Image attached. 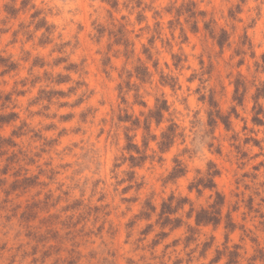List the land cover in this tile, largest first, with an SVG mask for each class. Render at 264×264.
I'll return each instance as SVG.
<instances>
[{
	"label": "rangeland",
	"instance_id": "obj_1",
	"mask_svg": "<svg viewBox=\"0 0 264 264\" xmlns=\"http://www.w3.org/2000/svg\"><path fill=\"white\" fill-rule=\"evenodd\" d=\"M263 57L264 0H0V264H264Z\"/></svg>",
	"mask_w": 264,
	"mask_h": 264
},
{
	"label": "trees",
	"instance_id": "obj_2",
	"mask_svg": "<svg viewBox=\"0 0 264 264\" xmlns=\"http://www.w3.org/2000/svg\"><path fill=\"white\" fill-rule=\"evenodd\" d=\"M260 95L264 96V93L259 90L257 96H260ZM165 108H166V105H165V102H164V104H162V105H157L156 110L154 112H152V113L155 114V115H161L163 109H165ZM256 120H260V119H256ZM167 137H168L167 134H163V140L160 142V145L164 146L166 144V140H167L166 138ZM214 174H216V172L209 173V175L211 177H213ZM211 177H210V179H209V181L207 183H202L203 180L200 179L194 184V186L198 187L199 185H203V186L212 188L214 185H213V181H212ZM223 200H224V195H222L220 192H216V200L214 201L213 204L210 205V209L209 208H201V209H199L196 212V214H195V222H196V224L197 225L210 224V223L211 224H215V225L218 224L220 222V210H221L220 208H221V205L223 204ZM167 210L163 209L162 210V214L171 211V209H167ZM226 217H227L226 228L228 230H234L235 224L231 221V218H230L229 214H227ZM228 264H229V262H228Z\"/></svg>",
	"mask_w": 264,
	"mask_h": 264
}]
</instances>
